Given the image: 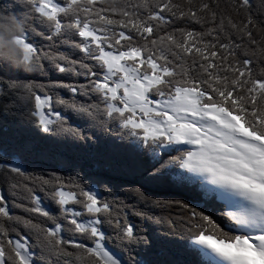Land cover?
Instances as JSON below:
<instances>
[{
  "label": "snow or ice",
  "instance_id": "snow-or-ice-1",
  "mask_svg": "<svg viewBox=\"0 0 264 264\" xmlns=\"http://www.w3.org/2000/svg\"><path fill=\"white\" fill-rule=\"evenodd\" d=\"M0 13V264H264V0Z\"/></svg>",
  "mask_w": 264,
  "mask_h": 264
},
{
  "label": "trees",
  "instance_id": "trees-1",
  "mask_svg": "<svg viewBox=\"0 0 264 264\" xmlns=\"http://www.w3.org/2000/svg\"><path fill=\"white\" fill-rule=\"evenodd\" d=\"M228 2H229V0H221V3H228ZM37 27H39V26H37ZM36 39H37L38 42H42V41H40V38L37 37ZM261 66L264 67V65H261ZM51 75L53 77H56L57 74L56 73H51ZM27 78L28 79H37V80L41 79L38 74L35 75V76L29 75ZM0 88H3L4 92L8 93V89H7L6 85H0ZM5 102H6V97L0 98V105H2ZM3 135H4L3 133H0V137H2ZM7 136L10 139L11 138H16L18 140H24V139L28 138L29 133H28V130L26 128L21 129V128H16L14 125H11V126H9V130L7 132ZM0 142H2V140H0ZM38 163L40 164V167H38L36 169L37 171L47 172L49 170H52L49 167H45L44 166L45 164L48 163L46 160H38ZM32 170L33 169L29 168V171H32ZM63 175L67 176L68 172L67 171L63 172ZM86 179H87V177H86ZM40 194H41V196H43V193H40ZM102 194H105V193L102 192ZM178 198H180V197H178ZM17 211H19V210H17Z\"/></svg>",
  "mask_w": 264,
  "mask_h": 264
},
{
  "label": "clouds",
  "instance_id": "clouds-1",
  "mask_svg": "<svg viewBox=\"0 0 264 264\" xmlns=\"http://www.w3.org/2000/svg\"><path fill=\"white\" fill-rule=\"evenodd\" d=\"M8 27L15 28V35H19L23 29L21 19L12 13H0V32H3ZM22 70L29 71L30 69L22 66Z\"/></svg>",
  "mask_w": 264,
  "mask_h": 264
}]
</instances>
